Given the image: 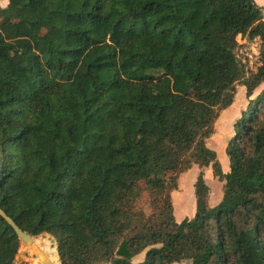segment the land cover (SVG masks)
Listing matches in <instances>:
<instances>
[{
    "label": "trees",
    "instance_id": "trees-1",
    "mask_svg": "<svg viewBox=\"0 0 264 264\" xmlns=\"http://www.w3.org/2000/svg\"><path fill=\"white\" fill-rule=\"evenodd\" d=\"M239 35L261 40L255 72ZM263 82L256 0H9L0 208L28 235L55 238L61 264H264V89L250 99ZM238 84L249 102L225 173L207 140ZM194 164L196 212L177 222L171 191ZM209 165L224 181L215 206ZM20 246L0 213V264Z\"/></svg>",
    "mask_w": 264,
    "mask_h": 264
},
{
    "label": "crops",
    "instance_id": "crops-1",
    "mask_svg": "<svg viewBox=\"0 0 264 264\" xmlns=\"http://www.w3.org/2000/svg\"><path fill=\"white\" fill-rule=\"evenodd\" d=\"M9 0H0V6L1 7H6L8 4ZM259 4V3H258ZM260 5V4H259ZM264 7V5H261ZM245 87V86H244ZM264 89V82L261 83L253 92V94L251 95L250 99H254L256 98ZM246 92V89H245ZM236 98V97H235ZM236 102V99L234 100L233 104L231 106H229L228 108H226L225 110H223L221 112V114L224 112V114L228 113L231 111V108L234 106V103ZM249 102V98L246 96L245 97V108L247 107V104ZM220 114V116H221ZM219 116V118H220ZM240 114H236L232 117H230V123L234 124V122L240 117ZM218 118V119H219ZM218 119L216 120L218 122ZM215 122V123H217ZM233 132L231 133L230 137L232 136ZM221 146V145H220ZM224 151H225V146H224ZM222 153V152H221ZM223 154V161L224 163L221 162L220 159V154L217 152V156L218 159L221 162V166H222V170L223 172L227 173L230 170V161L229 158L227 157L226 153H222ZM228 159V160H227ZM197 165V164H194ZM194 165L191 167L193 168ZM190 169L187 170V172H182L183 174L188 175L190 173ZM204 171V177L205 174L207 176H210L209 178H213L212 174H213V168L211 165L209 166H205L202 168ZM189 172V173H188ZM214 178L211 179L213 181V184H215L216 177L213 174ZM187 178V177H186ZM185 177L183 178H178V187L177 190H172L171 191V198H172V202H173V198L179 196V194H181L180 190H183V186H190L192 184V187L189 189V192L186 193L187 197H182L181 202H180V206H179V212L178 213H182V212H188V214L185 216V218H192L195 215L196 212V196H195V181L196 178L195 175L192 176L191 178L186 179ZM208 180V178L206 179ZM209 183V182H208ZM220 185V183H219ZM208 186L210 187V189H212V193L210 195H208V202L210 206H215L217 205L220 200L222 199L223 196V190H219L217 193L215 192V190L213 189V185L211 186V184H208ZM210 192V190H209ZM174 205V202H173ZM174 217H175V208H174ZM180 217H184V215H181ZM175 220L177 222H179L176 217ZM33 236L31 237V239L33 240ZM38 237H35V241L37 242ZM42 238V237H40ZM45 240H43L42 242H38V243H47L49 242V239L47 237H44ZM56 256V257H55ZM146 257V250L135 254L131 260L133 262L139 263L141 261H143ZM190 262V263H188ZM15 264H61L60 260H59V256H58V252H57V245H21L20 249L18 251V254L16 256L15 259ZM102 264H108V263H102ZM170 264H191V261L189 260H184L181 262H173Z\"/></svg>",
    "mask_w": 264,
    "mask_h": 264
},
{
    "label": "rangeland",
    "instance_id": "rangeland-1",
    "mask_svg": "<svg viewBox=\"0 0 264 264\" xmlns=\"http://www.w3.org/2000/svg\"><path fill=\"white\" fill-rule=\"evenodd\" d=\"M256 2L259 3L260 5H264V0H256ZM241 49L243 50V55H242L243 57H246L247 53H252V49H250L247 44L242 45ZM251 61H252V67H254V68L257 67V60L255 58H252ZM245 89L246 88L243 85L238 84L236 86V95H235L236 102L234 103V106L231 108L230 112H228L226 114H224V112H223L221 114L220 118L218 119V122L216 121L217 123H215L214 133L207 140L208 146L220 154L221 162L223 161V154L222 153H224V152L226 153V146H227V143L229 140V136L233 132V124L230 123V117H232L236 114H240L242 116L243 113H246V112H244L246 110L245 105H244L245 104V97L247 96ZM263 113H264V111L261 112V115ZM224 146H225V151H224ZM226 155H227V153H226ZM227 157H228V155H227ZM222 163H224V162H222ZM200 170H201V167L197 164V165H194L193 168H191L190 173L188 172L189 173L188 175L185 176V174L181 173L179 176H180V178H183V177L186 178L187 177L186 179L191 178L194 175H195V177H197ZM209 177L210 176H207L205 174L204 178H205L207 185L208 184H211V186L213 185V189L215 190L216 193L219 190L222 191L223 186H224V181L220 180L219 178H215L216 182H215V184H213V181L211 180L214 178L213 174H212L213 178H209ZM207 178H208V180H206ZM219 183H220V185H219ZM191 187H192V184L190 186H183L182 187L183 190H180L181 194H179V196L173 198L174 208H175V217L179 222H182L185 219V216L188 214V212H186V213L185 212L178 213V212H179V206H180V202H181L182 197H184V198L187 197L186 193L189 192V189ZM175 190H177V188L174 189V191ZM209 193L210 194L212 193V189H210ZM141 204L144 206L147 213H150L152 211V208L149 205V201H148L147 196L142 200ZM181 215H184V217H180ZM33 237L34 238L38 237L36 239L37 242L35 241L37 244H41L38 242H42L43 240H45L44 237H47L49 239V242H47L46 244L43 243L42 245H52V241L50 239V237H52V236L50 234L44 233V234H40V235L33 236ZM40 237H42V238H40ZM31 242H32V239H29L28 241H26L25 239L21 238V245H30ZM55 245H56V243H55ZM133 263H136V262H133ZM188 263H190V262H188Z\"/></svg>",
    "mask_w": 264,
    "mask_h": 264
},
{
    "label": "built area",
    "instance_id": "built-area-1",
    "mask_svg": "<svg viewBox=\"0 0 264 264\" xmlns=\"http://www.w3.org/2000/svg\"><path fill=\"white\" fill-rule=\"evenodd\" d=\"M240 46L237 48V55L241 58V60L246 64L248 73L257 71L258 67L262 64L260 59V46L261 40L260 38L256 37L252 40H247L243 38L241 35L237 38ZM247 44L250 49H252V53H247L246 57H243V50L241 49L242 45ZM255 58L257 60V67H252L251 59Z\"/></svg>",
    "mask_w": 264,
    "mask_h": 264
},
{
    "label": "water",
    "instance_id": "water-1",
    "mask_svg": "<svg viewBox=\"0 0 264 264\" xmlns=\"http://www.w3.org/2000/svg\"><path fill=\"white\" fill-rule=\"evenodd\" d=\"M0 213L2 214L3 217H5L7 219V221L14 227V229L16 230V232L19 234V236L23 239H25L26 241H28L29 239H31L32 236L28 235L26 232H24L18 225L17 223L11 219L10 217H8L6 215V213L0 208ZM51 241H52V245H55V238L50 237Z\"/></svg>",
    "mask_w": 264,
    "mask_h": 264
},
{
    "label": "bare ground",
    "instance_id": "bare-ground-1",
    "mask_svg": "<svg viewBox=\"0 0 264 264\" xmlns=\"http://www.w3.org/2000/svg\"><path fill=\"white\" fill-rule=\"evenodd\" d=\"M30 245H42V243H41V244H37V243L35 242L34 238H33V240H32V242L30 243ZM55 257H56V256H55Z\"/></svg>",
    "mask_w": 264,
    "mask_h": 264
}]
</instances>
